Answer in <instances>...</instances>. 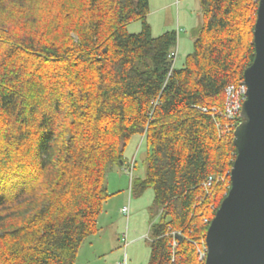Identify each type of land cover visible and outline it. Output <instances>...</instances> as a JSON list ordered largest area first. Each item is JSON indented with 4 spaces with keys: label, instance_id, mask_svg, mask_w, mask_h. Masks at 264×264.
Segmentation results:
<instances>
[{
    "label": "trees",
    "instance_id": "trees-1",
    "mask_svg": "<svg viewBox=\"0 0 264 264\" xmlns=\"http://www.w3.org/2000/svg\"><path fill=\"white\" fill-rule=\"evenodd\" d=\"M199 4L176 68L178 33L153 36L151 0H0V264H76L137 135L146 174L131 193L154 191L157 220L148 264H204L237 157L226 89L255 59L259 0Z\"/></svg>",
    "mask_w": 264,
    "mask_h": 264
},
{
    "label": "water",
    "instance_id": "water-1",
    "mask_svg": "<svg viewBox=\"0 0 264 264\" xmlns=\"http://www.w3.org/2000/svg\"><path fill=\"white\" fill-rule=\"evenodd\" d=\"M254 46L255 59L244 73L247 100L234 131L231 188L208 228L204 264H264V0Z\"/></svg>",
    "mask_w": 264,
    "mask_h": 264
},
{
    "label": "rangeland",
    "instance_id": "rangeland-1",
    "mask_svg": "<svg viewBox=\"0 0 264 264\" xmlns=\"http://www.w3.org/2000/svg\"><path fill=\"white\" fill-rule=\"evenodd\" d=\"M151 8L149 23L154 37L177 31L179 41L174 65L182 68L186 57L193 51V30L200 24L199 0H151ZM141 30L139 21L128 27L130 34ZM145 153L144 139L134 136L125 151L127 164L109 169L105 186L112 197L105 204L101 238H90L83 243L76 264H116L125 257L127 264L149 263L151 226L157 222L152 218L154 191L148 189L142 195L131 193L133 179L145 177ZM133 161H136V168L131 175L129 165ZM129 196L133 206L128 219L122 215L121 208L129 204Z\"/></svg>",
    "mask_w": 264,
    "mask_h": 264
},
{
    "label": "built area",
    "instance_id": "built-area-1",
    "mask_svg": "<svg viewBox=\"0 0 264 264\" xmlns=\"http://www.w3.org/2000/svg\"><path fill=\"white\" fill-rule=\"evenodd\" d=\"M248 88L245 83H241L238 85H230L226 89V100H225V108L224 114L228 120H230V127H233L235 124L238 126L241 123V112L244 102L247 100ZM239 121V122H238ZM236 126V127H237ZM236 129V128H235ZM135 169V161H133L129 172L133 173ZM214 182V178L210 177L207 187H211ZM122 215L129 219L130 217V207L126 206L121 209ZM126 240V237L123 239ZM127 247V245H126ZM206 253V248H205ZM205 253L202 254V259L205 257ZM116 264H126V257L123 261H120Z\"/></svg>",
    "mask_w": 264,
    "mask_h": 264
},
{
    "label": "crops",
    "instance_id": "crops-1",
    "mask_svg": "<svg viewBox=\"0 0 264 264\" xmlns=\"http://www.w3.org/2000/svg\"><path fill=\"white\" fill-rule=\"evenodd\" d=\"M151 10H152V8H151ZM132 201L133 200H130V196H129V200H128V202H129V204L128 205H123L122 206V208H124V207H126V206H129L130 207V212H131V210H132V206H133V204H132ZM121 208V209H122ZM104 212V211H103ZM103 213L101 214V216H100V218H99V227H100V231H99V233L97 234V235H95L94 237H92L93 239H97V238H101V233H102V231H103V227L101 226V222H102V220H103ZM127 227H128V225H127ZM128 237V236H127ZM90 240V239H89ZM78 259H79V254H78ZM77 259V260H78ZM119 262V261H118ZM117 262V263H118ZM126 264H127V261H126Z\"/></svg>",
    "mask_w": 264,
    "mask_h": 264
}]
</instances>
